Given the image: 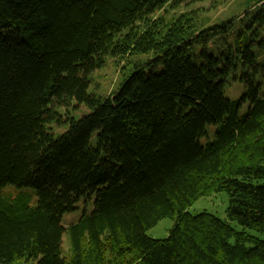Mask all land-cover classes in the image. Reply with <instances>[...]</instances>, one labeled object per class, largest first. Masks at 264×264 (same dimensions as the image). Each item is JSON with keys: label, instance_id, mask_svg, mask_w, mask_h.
I'll list each match as a JSON object with an SVG mask.
<instances>
[{"label": "trees", "instance_id": "trees-1", "mask_svg": "<svg viewBox=\"0 0 264 264\" xmlns=\"http://www.w3.org/2000/svg\"><path fill=\"white\" fill-rule=\"evenodd\" d=\"M183 1L0 0V264H264V60ZM107 58L131 68L101 97ZM214 193L225 219L189 212Z\"/></svg>", "mask_w": 264, "mask_h": 264}, {"label": "rangeland", "instance_id": "rangeland-1", "mask_svg": "<svg viewBox=\"0 0 264 264\" xmlns=\"http://www.w3.org/2000/svg\"><path fill=\"white\" fill-rule=\"evenodd\" d=\"M190 9L199 10V14L204 16L205 22L208 25H213L221 21H229L232 23L227 29L222 30L221 35L224 39H221L214 45L216 50L226 49L228 46L236 48L235 43L238 39L241 40L242 44H249L251 41H254L255 45L251 49L257 54L258 62H263L264 47L258 44L259 42L260 44L264 43V21L262 22L258 19L261 16V4L257 7H252V3H248V0H184L178 11L181 12ZM138 59L146 60L148 56H142ZM135 60L137 59L135 58L133 61ZM125 66L124 61L118 63L117 60L107 58L104 66L94 71L91 75L90 92L101 97H106L118 89L123 75L127 69L131 68V65H127L126 69H122ZM243 90V86L239 82H234L231 78L225 95L230 99H234L239 97ZM17 190V188L12 187L6 192H16ZM22 190L30 191L33 195V202H36L37 196L33 189ZM228 200L226 193H214L212 196L202 197L195 201L189 207V212L191 214H198L206 211L225 219ZM93 204L94 198L89 199L87 202L81 200L77 204V210L75 212L66 214L63 217V225L68 227L76 223L85 211L91 213L94 207ZM173 226V219H162L156 226L148 230L147 235L153 239H165ZM259 236L264 237V235ZM63 249L64 255L68 258L71 255V244L68 235H65L63 238ZM14 264H35V261L17 260Z\"/></svg>", "mask_w": 264, "mask_h": 264}]
</instances>
